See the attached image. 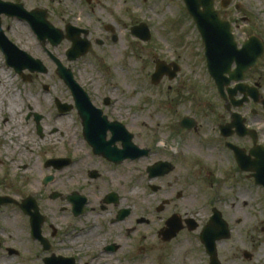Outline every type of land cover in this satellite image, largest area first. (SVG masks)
Segmentation results:
<instances>
[{
  "label": "flooded vegetation",
  "instance_id": "af4514ba",
  "mask_svg": "<svg viewBox=\"0 0 264 264\" xmlns=\"http://www.w3.org/2000/svg\"><path fill=\"white\" fill-rule=\"evenodd\" d=\"M109 32L112 39L114 29ZM94 43L97 44L96 40ZM90 44L87 55L93 47ZM99 45L103 46L104 42ZM0 58L2 73L9 72L18 93L17 98L9 89L11 82L0 80V164L8 162L13 169L9 182L11 192L6 193L8 187L3 188L8 184L5 175L0 179V195L10 194L15 201L0 207V264L21 261H28V264H210V248L200 235L215 215L220 220V228L223 229L224 224V230L228 229V237L215 242L219 264H251L256 260L257 251L253 249L256 240L252 238L251 228L243 232L235 230L239 222L234 218L235 202H241V207L247 203L241 200L239 193L227 194L224 188L231 191L232 187L220 182L219 175L211 179L207 172L203 173L198 181L199 192L174 191L171 177L183 157L187 156V161L202 168L211 165L208 157L196 152L189 155L184 148L186 140L184 145L182 140L178 144L176 140L158 138L155 142L158 148L154 152L158 163L156 176L149 178L148 164L143 167L147 179L139 177L138 172H132L131 176V168L136 171L140 160L151 158L153 153L150 147L147 154L130 158V148L121 139V135L126 136L124 130L121 128L120 136L114 132L115 120L130 132V119L113 105L108 94L101 95L103 80L82 76L78 79L94 106L84 116L76 107L64 110L63 104L72 103V98L69 96L68 102L63 90L58 92L57 87L65 92L67 87L57 76L43 87L41 85L40 94L35 95L30 87L37 74L29 75V81L23 82L18 72L4 66L1 51ZM19 81L28 86L29 96L21 95L17 87ZM106 84L108 87L109 83ZM48 98L50 102L44 110ZM195 126L196 123L189 131L195 130ZM31 134L40 139L37 146ZM217 135L233 157L219 128ZM217 135L211 141L208 136L201 143L211 144ZM246 138L249 143L248 135L232 134L228 140L248 150L249 147L234 141ZM35 158L42 171L38 178L31 179L38 167L31 165L34 169L31 173L29 165ZM233 163L242 175L259 187L250 173L240 171L234 157ZM209 169L210 173L216 172ZM190 177L196 181L193 174ZM207 183L209 186L205 189L203 185ZM139 185L149 188L156 197L154 213L150 210V216L145 208L143 212L138 211L147 198L138 189ZM235 198L237 200L230 203ZM228 206L234 211L226 209ZM10 207L18 220L7 222L3 220V213ZM202 211L208 213L198 219L196 215ZM213 226L216 229L215 224ZM24 233L25 237L20 236ZM151 242H156L155 254L150 250L148 243Z\"/></svg>",
  "mask_w": 264,
  "mask_h": 264
},
{
  "label": "rangeland",
  "instance_id": "374dc122",
  "mask_svg": "<svg viewBox=\"0 0 264 264\" xmlns=\"http://www.w3.org/2000/svg\"><path fill=\"white\" fill-rule=\"evenodd\" d=\"M13 1L22 3L26 9L47 7V20L59 29L64 30L65 25L70 21L72 25L84 27L90 31L87 37L93 47L91 53L83 59L71 63L65 61L64 53L70 47V42L66 39L50 50L59 54L63 63L71 67L78 79L82 76L84 79L88 77L109 83L108 87L106 83H101V95L110 94L115 99L114 106L119 108L126 118L130 119V131L133 133L134 143L151 147L150 150L153 153L151 158L141 159L137 164L139 167L136 171L131 168V176L134 174L132 172H138L139 177L144 176L143 178L147 179L143 167L145 164L151 165L156 161L157 156L154 152L158 148L155 144L158 138L176 140L178 144L182 140L184 145L186 140L185 151L189 152V155H192L193 152L203 154L211 160V165L202 168L197 163L187 161V156L183 157L184 159L177 164L171 177L174 191L191 189L199 192L200 190L197 189L200 188V182L198 181L203 173L207 172L211 179L215 175H219L220 182L232 187L231 191L228 187L224 188L227 194L230 192L232 194L239 193L241 200L246 201L247 204L244 207H241V202L236 204L237 198L230 202H235L237 212H235L234 218L239 221L235 230L243 232L247 227L251 228L252 238L256 240L253 249L257 251L256 260H253L251 264H264V231L262 230L264 229V189L255 186L250 179H247L235 168L232 155L225 150L223 139L217 135V121L221 123L229 121V113L225 111L224 102L204 69L205 63L201 51L203 47L200 44L197 31L190 24L183 4L180 3L182 0ZM219 2L220 0H215V7L220 10L222 17L235 21L233 30L238 43H242L250 34H257L264 42V0H231L230 5L226 8H220ZM235 6L237 7L235 8ZM141 20L152 22V37L146 42L134 37L129 30ZM1 21L3 29L7 31L8 35H11L10 38L20 42L23 46H28L29 53L43 59L47 72L39 74L30 87L32 93L40 94L41 85L51 82L56 76L54 64L50 59L44 57V53L25 21L9 18H3ZM108 25L114 28L115 40L111 39L109 30L105 29ZM146 25L150 24L146 23ZM95 40L103 41L104 45L95 44ZM155 55L160 56L161 60L170 59L180 64V70L174 80L164 78L156 85L150 83V75L154 70V61L156 60ZM0 68L1 80L3 83L5 80L11 82L9 89L18 98V93L14 90L15 80L10 79L7 74L9 72L2 73L1 65ZM245 78V81L251 85L258 83L264 97V54L258 64L246 73ZM54 83L58 84V81H54ZM17 87L21 95L29 96L28 86H24L19 81ZM57 90L58 92L63 90L67 101L70 102L68 90L65 92L60 87H57ZM49 102L50 98L45 102V107H48ZM45 107L44 110H47ZM251 109L256 110L255 114H251ZM232 111L243 113L249 118L250 126L259 128L257 143L264 145L262 108L248 102L240 109L232 108ZM182 116L194 118L196 121L195 130L181 131L177 126V120ZM215 134L218 138H214V142L211 144L201 143L207 136H210L208 141H211ZM34 136L33 134L32 137L31 134L30 137L37 146L40 139H36ZM234 141L242 147L250 148L252 145L251 140L248 143L247 138ZM35 164L39 168L37 167L34 172L31 165ZM29 166L32 169L31 173L34 172L31 179L38 178V174L42 170L36 158ZM209 168H213L216 172L210 173ZM12 170L11 165L0 164V179L2 177L4 179L7 175L5 171L11 172ZM43 170L45 171V169ZM190 174L196 177V181L191 179ZM6 178L8 184L3 188L8 187L4 190L6 193H10V177L6 176ZM197 182L199 185L196 184ZM154 183L155 181H152V184ZM210 183L212 182L210 181ZM208 186V183L203 185L205 189H208ZM138 189L142 190L147 197L146 204L142 209L138 208V211L143 212V208H145V212L150 216L152 212L154 213L153 205L156 197L144 185H139ZM134 201L136 202L135 198ZM230 207L228 206L226 209L234 211ZM207 213L208 211H202L196 217L199 219ZM3 220L7 222L18 220L16 214L12 215L11 207L9 210H4ZM155 220L152 218V221ZM151 226L154 228L153 225ZM20 236L25 237V233ZM148 244L150 250L155 254L156 242ZM148 262L151 263L149 260ZM19 264H28V261H21Z\"/></svg>",
  "mask_w": 264,
  "mask_h": 264
},
{
  "label": "water",
  "instance_id": "95a60500",
  "mask_svg": "<svg viewBox=\"0 0 264 264\" xmlns=\"http://www.w3.org/2000/svg\"><path fill=\"white\" fill-rule=\"evenodd\" d=\"M184 2L188 12L192 15L194 21L196 22L197 28L205 42V55L208 69L212 77L215 79L219 92L222 93L224 85L229 84L231 80H242L243 73L250 67L256 65L258 57L262 54L261 42L255 36H250L248 40L245 41L241 49H236V44L229 32V23L219 20L218 11L213 9V0H184ZM200 5L202 6V10L199 9ZM221 5L226 6L227 1H222ZM2 13L8 16L15 15L19 18L26 19L38 37H52L54 42H58L61 39L60 32L46 22V13L42 10L25 12L21 5H15L0 0V14ZM132 32L142 39L148 38L147 31L144 26L134 27ZM79 33L80 30L67 27V37L72 41V47L67 53L70 59H75L88 50V41L80 39L78 37ZM4 41L8 45H11L6 40L0 27V44ZM18 51L20 59L25 57L28 61H30L31 69L35 68L33 64L40 66V62L38 60L28 57L26 53L20 50ZM233 61H235L236 68L233 72H230V66ZM167 69L168 67L163 63L156 62V69L152 75V82L157 83L165 73H168L171 78L173 77L175 70H177V68L172 71ZM39 70L42 69L39 67ZM224 72H227L230 77L223 78L222 74ZM57 73L66 80L74 96L77 99H80L81 93L78 91V86L75 84L70 71L59 66ZM237 90L244 93V97L241 101H239V104L246 101L248 99L247 96L249 95L254 101H260L264 108V99L259 100L258 91L255 87L237 84L234 89H228L231 94H235ZM184 122L185 121L182 123ZM232 125L236 127L239 134L243 135L247 133L240 119L233 118ZM229 128L230 126H222V133L228 134ZM228 146L234 149L235 157L240 168L243 170L254 171L256 182L264 184V148L254 145L250 149L249 154L254 155L255 158L250 160L249 155L247 156L243 149H239L238 147L231 145ZM214 260L215 256L212 253L211 261L213 262Z\"/></svg>",
  "mask_w": 264,
  "mask_h": 264
},
{
  "label": "bare ground",
  "instance_id": "6f19581e",
  "mask_svg": "<svg viewBox=\"0 0 264 264\" xmlns=\"http://www.w3.org/2000/svg\"><path fill=\"white\" fill-rule=\"evenodd\" d=\"M0 80H1V78H0ZM1 81H2V80H1ZM12 101L15 102V101H16L15 98H13ZM22 142H23V141H21L20 144H21ZM132 192H135L134 189L132 190ZM137 195H138V193H137Z\"/></svg>",
  "mask_w": 264,
  "mask_h": 264
}]
</instances>
